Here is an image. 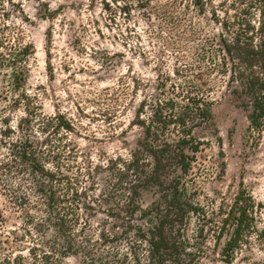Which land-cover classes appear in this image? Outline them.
I'll return each mask as SVG.
<instances>
[{"label": "trees", "instance_id": "16d2710c", "mask_svg": "<svg viewBox=\"0 0 264 264\" xmlns=\"http://www.w3.org/2000/svg\"><path fill=\"white\" fill-rule=\"evenodd\" d=\"M88 1L87 10L95 12L98 0ZM187 1L185 9L193 7L201 16L213 5V0ZM28 2L42 6L43 20H55L58 13L43 0H0V194L17 214L10 226L0 214V264H67L80 255L87 264H203L212 243L225 264H234L254 236L264 243L257 225L262 207L243 186L231 199L201 200L198 180L208 168L199 155L212 142L197 135L212 126L213 97L221 83L247 113L250 132L264 131V0L235 1L229 11L213 8L221 32L201 45L167 43L175 58L172 70L152 69L154 95L139 101L131 121L142 137L129 159L112 162L110 171L119 178L107 188L99 187L97 169L72 142L74 122L60 113L44 115L39 96L27 89L36 48L14 19L20 15L30 22ZM100 4L118 26L109 0ZM139 4L146 10L152 0ZM136 8L126 3L121 11L130 15ZM156 16L173 29L185 24L171 10ZM185 29L196 33L191 23ZM132 81L139 96L144 85ZM120 85L129 84L122 80ZM109 91L105 99L119 102L118 90ZM21 108L24 116L15 122L9 115ZM100 116L111 120L113 115ZM144 191L159 198L146 207ZM100 215L107 217L105 227L96 231L101 224L93 222ZM100 248L113 252L99 257Z\"/></svg>", "mask_w": 264, "mask_h": 264}, {"label": "rangeland", "instance_id": "374dc122", "mask_svg": "<svg viewBox=\"0 0 264 264\" xmlns=\"http://www.w3.org/2000/svg\"><path fill=\"white\" fill-rule=\"evenodd\" d=\"M43 1L51 4L52 10H58L57 19L43 20L40 17L43 8L36 2H28L25 6L30 22H23L20 15L14 19L23 29L27 41L36 48L27 89L39 96L44 115L60 113L74 122L76 131L71 140L82 159L97 169L99 187L107 188L108 182H116L119 178V174L110 171L114 168L112 162L129 159L142 137V130L133 127L131 121L139 101L144 96L154 95L157 74L152 69L159 65L165 72L169 70L167 67L172 70L175 58H172L174 53L167 43H187L196 47L218 35L221 29L213 22V8L229 11L230 5L239 0H213L204 16L193 7L185 9L187 0L177 5L172 3L173 0H152L151 8L146 10L139 8L141 0H109L118 14V26L109 22L101 0L93 13L87 10L88 0ZM126 3L137 7L130 15L121 11ZM75 5L83 6V9L74 11ZM166 10L173 11L185 24L173 29L160 21L157 13ZM189 23L196 30L194 35L185 29ZM105 25H110V29ZM99 29L103 33L101 36ZM150 63L152 65L147 66ZM132 79L144 85L139 96H136L137 87L135 89ZM122 80L129 85L121 88ZM145 87H149L148 90ZM107 90L109 93L118 90L119 102L105 99ZM213 98L216 104L212 126L197 133L198 137L212 142V147L199 155V161L208 168V173L198 180L200 198L205 201L204 197L210 196L218 202L222 196L231 199L243 186L262 207L257 225L264 234V131L260 134L250 132L247 113L240 107L238 99L226 91L225 83L218 85ZM102 112L112 114V119L100 116ZM9 116L18 121L24 116L23 108ZM216 135L221 137L223 147L219 146ZM158 198L153 192L142 193V203L146 207ZM0 214L8 226L16 222L17 214L1 194ZM106 218L100 215L94 220L95 226L101 224L96 231L105 227ZM107 229L115 233L114 229ZM255 237L234 264H264V243ZM116 247L125 249L123 244ZM109 252L113 251L100 248L96 254L104 257ZM221 259L212 243L203 264H225ZM67 264H87V258L84 255L72 257Z\"/></svg>", "mask_w": 264, "mask_h": 264}]
</instances>
